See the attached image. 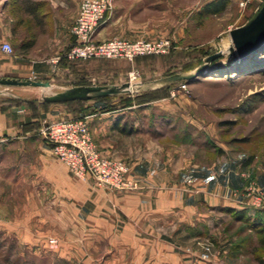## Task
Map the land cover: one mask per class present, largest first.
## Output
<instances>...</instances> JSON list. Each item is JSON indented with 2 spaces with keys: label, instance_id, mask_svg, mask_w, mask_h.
<instances>
[{
  "label": "rangeland",
  "instance_id": "1",
  "mask_svg": "<svg viewBox=\"0 0 264 264\" xmlns=\"http://www.w3.org/2000/svg\"><path fill=\"white\" fill-rule=\"evenodd\" d=\"M205 1L186 0L180 34L170 24L178 14L156 11L141 14L154 20L146 29L123 22L103 39L165 38L167 52L71 61L74 75L64 83L189 71L224 49L229 30L264 0H227L223 10L202 14ZM242 62L181 88L179 81L89 101L46 104L17 88L10 90L21 98L0 95V112L24 116L0 141V264H259L264 224L251 227L229 210L236 208L210 205L249 204L239 211L250 216L264 210V48ZM116 112L118 128L98 126L101 113ZM68 118H84L100 156L126 167L122 182L80 175L56 154L43 129Z\"/></svg>",
  "mask_w": 264,
  "mask_h": 264
},
{
  "label": "crops",
  "instance_id": "2",
  "mask_svg": "<svg viewBox=\"0 0 264 264\" xmlns=\"http://www.w3.org/2000/svg\"><path fill=\"white\" fill-rule=\"evenodd\" d=\"M80 1L0 0V77L49 80L52 86L56 87L63 85L65 78L73 76L70 67L72 68L74 62L53 64L52 60L62 55L74 42L71 27L78 13ZM209 1L211 0L205 2ZM203 4L204 2L201 3ZM185 9L186 0H113L112 10L106 14L95 39L107 38L113 34L112 29L123 22L128 24L127 28L146 29L154 23V20L144 19V16L140 17L141 14H153L156 11L178 14V16L172 15L170 24L177 26L180 34L184 24L180 13ZM5 42L13 46V54L2 49V44ZM22 90L36 91L39 98L43 92L42 88L37 87L22 88ZM119 115V112L101 113L98 126L101 129L118 128ZM20 117L24 116H16L14 112H10L9 115L7 112H0V141L7 140L6 136L10 129H14L18 121L14 118L20 119ZM215 203L217 202L210 205L216 208L229 206L237 210L249 207V204L242 205L237 202H220L216 205ZM161 210L162 213L157 215L164 214L163 209L157 211L161 212ZM150 211H152L149 213L151 217H155V210Z\"/></svg>",
  "mask_w": 264,
  "mask_h": 264
},
{
  "label": "built area",
  "instance_id": "3",
  "mask_svg": "<svg viewBox=\"0 0 264 264\" xmlns=\"http://www.w3.org/2000/svg\"><path fill=\"white\" fill-rule=\"evenodd\" d=\"M245 4L251 0H240ZM113 0H81L78 13L71 27L75 42L62 54L53 58L58 64L62 59L68 62L90 58H124L165 53L169 50L168 39L147 40L113 38L96 40L97 29L106 14L112 10ZM2 49L13 54L14 48L9 42L2 44ZM182 81L177 88L184 87ZM43 133L52 142L58 154L78 174L92 171L101 180L122 182L125 166L112 163L101 157L91 143L88 122L84 118H68L47 123ZM113 170V171H112Z\"/></svg>",
  "mask_w": 264,
  "mask_h": 264
},
{
  "label": "water",
  "instance_id": "4",
  "mask_svg": "<svg viewBox=\"0 0 264 264\" xmlns=\"http://www.w3.org/2000/svg\"><path fill=\"white\" fill-rule=\"evenodd\" d=\"M228 45L217 52L206 55L202 63L189 71H177L147 81L123 82L121 84L58 85L37 78L0 77V95L21 98L10 89L42 88L41 98L48 102L88 100L120 94H138L154 90L179 81H191L206 74L210 68L221 65H235L264 48V1L256 15L245 24L230 29ZM225 55V58H221ZM220 64L214 66L215 61Z\"/></svg>",
  "mask_w": 264,
  "mask_h": 264
},
{
  "label": "trees",
  "instance_id": "5",
  "mask_svg": "<svg viewBox=\"0 0 264 264\" xmlns=\"http://www.w3.org/2000/svg\"><path fill=\"white\" fill-rule=\"evenodd\" d=\"M226 4H227V0H211V1H209V2L204 4V6L202 7V10H201V13L202 14L217 13V12L223 10L225 8ZM74 42H75V37H74ZM256 53H254V54L256 55ZM254 54H252L250 56V58H248L246 60H243L242 63H246L247 60H249L253 56H255ZM61 62L65 63V62H68V61L66 59H62ZM215 62H218V60H216ZM240 64H241V62H239V63H237L235 65H221V66H218V69L214 70V68H210L209 71L211 73H216V74H218L219 72H232V69L237 68ZM184 82L188 83L189 81H184ZM63 85H66V83H63ZM72 85H73V83H72ZM171 85H173V84H170V86ZM107 97H111V96L94 98V99H101V98H107ZM20 100H22V99H20ZM89 100H92V99H88V100H74V101H66V102H48V101H44V100L40 99V101L42 103H46V104L71 103V102L89 101ZM229 210L234 211L235 214L241 215L243 217L242 219L248 220L247 222H248V224H251L250 225L251 227L254 226V225L261 226V225L264 224V210L256 211L253 216L246 215V214L245 215L244 214H240L242 212L237 210V209L235 210V209L230 208ZM257 261H258L259 264H264V258L263 257L257 256Z\"/></svg>",
  "mask_w": 264,
  "mask_h": 264
}]
</instances>
